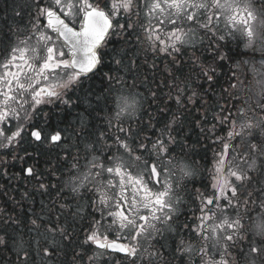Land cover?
<instances>
[{
    "label": "snow or ice",
    "instance_id": "snow-or-ice-1",
    "mask_svg": "<svg viewBox=\"0 0 264 264\" xmlns=\"http://www.w3.org/2000/svg\"><path fill=\"white\" fill-rule=\"evenodd\" d=\"M34 2L37 13L30 21V26L25 27L23 38L18 36V43L0 53V148L7 149L19 142L23 131V125L19 123L21 120L27 122L39 115H47L40 108L41 105H51L56 101L68 105L70 98L64 99L67 92L81 86L85 78L96 75L106 56H110L117 66L113 71L119 72L124 68V57L115 49L111 52L107 49L113 37L130 36V30L141 29L145 39L151 42L153 51L168 55L179 53L187 47L195 48L197 42L202 43L209 34L220 47L226 46L220 42L230 40L243 41L245 47L257 42L264 43V30H261L264 29V0H259V8L256 0ZM142 12L145 21L140 24L133 22L132 17L139 18ZM20 31L18 28L17 32ZM137 39H140L139 34ZM33 40L35 42L31 43ZM216 55L220 60L229 59L226 54L217 52ZM252 72V87L258 97L257 107L264 112V65L259 69L253 67ZM106 75L110 81L113 79L111 72ZM200 78L212 88L216 82V68L202 67ZM122 83L126 84V81ZM174 87L177 89V105L187 107L198 95L193 92L185 96V89ZM235 87V83H229V88ZM232 98L229 94L224 106L218 105L219 114L213 124V129L217 124H228L231 130L226 141L221 138L223 151L215 166V182L210 186L212 191L197 196L200 200L197 211L201 215L197 217L199 224L196 228L188 224L183 226L199 237L202 244L199 249L185 242L177 225L181 207L186 202L181 195L187 191L185 181L194 178L196 169L186 163H174L175 158L171 155L174 149L169 145L174 143L175 137L167 130L170 126L161 131V138L156 142L146 138L147 143L140 140L138 133L133 132L130 126L127 130L123 127V118L135 117L142 108V102L136 94L120 95L116 99L115 117L110 118V123L115 119L119 125L118 132L122 134L114 140L118 154L111 152V145L105 142L103 135L86 143L85 151L91 157L86 165L87 171L78 175L71 185L73 194L81 199H89V207L100 206L99 215L93 216L94 223L84 239V243L89 246L86 251H92L93 246L95 249V256L90 257V260L99 264V258L111 257V264H143L141 240L155 239L156 234L162 235L165 231L179 237L175 251L180 255V264H186V256L187 264H193L191 257L194 252L200 254L199 264H231L224 253H228L237 239H243L249 232L260 238L250 241L249 252L264 255V211L255 218L249 216L251 223L246 225L244 215L239 212L241 205L238 194L241 186L252 183L250 173L257 169L264 171V119H245L237 124V116H244L245 112L236 109L235 104L228 107ZM104 99L107 103L108 97ZM234 112L236 115H233ZM257 133L261 139L250 141L249 147L259 157L250 161L244 158L247 169L225 159L232 139L255 137ZM31 136L36 141L41 140L39 130L32 131ZM164 136L168 139H164ZM51 140L53 143L58 142L61 136L57 133ZM105 151L109 153L107 156L103 155ZM77 166L78 161L73 164V168ZM25 171L27 175H33V169ZM97 177L102 179L97 180ZM115 178H119L118 182H114ZM89 184H92L91 188ZM40 187L47 186L41 184ZM128 188H131V198L125 195ZM81 189H84L83 193ZM108 189L119 191L110 195ZM92 191L98 199L88 196ZM260 192L264 193V188ZM247 204L248 201H245L246 209ZM258 207L264 209V199H260ZM229 209L235 213L234 217ZM81 211V206L77 205L75 214L79 216ZM157 224L165 227L161 229ZM57 228L58 223L51 226L52 231ZM60 230L67 236L66 230ZM3 243L4 238L0 236V244ZM221 249L220 259L217 260L216 251ZM149 255L154 256L152 253ZM105 264L109 262L105 260ZM149 264H154V260L150 259Z\"/></svg>",
    "mask_w": 264,
    "mask_h": 264
},
{
    "label": "flooded vegetation",
    "instance_id": "flooded-vegetation-1",
    "mask_svg": "<svg viewBox=\"0 0 264 264\" xmlns=\"http://www.w3.org/2000/svg\"><path fill=\"white\" fill-rule=\"evenodd\" d=\"M132 20L136 24L143 23L145 21L143 12L139 18L133 16ZM130 32L132 33L130 36L125 34L124 37H113L107 49L109 52L115 49L124 57V68L119 72L113 71L117 66L111 61L110 56H106L104 64L100 66L96 75L85 78L81 86L67 92L64 99L70 98L71 102L68 105L60 101L51 105H41L40 108L49 115V118L39 115L27 122L21 120L19 123L23 125V131L19 142L7 149L0 148V218H13L16 212L19 219L42 220L40 225L45 226L55 236L50 242L53 245L56 244V249H65L67 252L64 264H96V261L90 260V257L95 256L94 246L92 251H86L89 246L84 243V239L94 223L93 216L99 215L100 206L97 204L89 207V199H81L80 196L73 194L71 185L78 175L87 171L86 165L91 157L85 151L86 143L103 135L105 142L111 145V152L118 154L114 140L117 135L122 134L118 132L119 125L115 119H112L110 123V118L115 117L116 99L120 95L136 94L141 100V110L135 117H124L123 127L127 130L130 126L145 143H147L146 138H150L153 142L161 138V131L174 120L177 107L180 110L177 119L180 117L182 129L185 132L187 127L198 124L200 113H205L202 112L204 104H213L216 101L215 85L212 90H209L208 84L202 86L204 79L200 78L201 67L197 63L196 66H191L194 61L193 50L200 48L207 39L212 40L210 34L203 39L202 43L198 41L195 48L187 47L179 53L168 55L153 51L151 42L145 39L141 29L137 28ZM137 34H139V40ZM140 61H144L147 66L142 67L143 64ZM151 61H160L161 66H151ZM109 72L113 77L111 81L106 75ZM123 81H126V84L122 83ZM174 86L185 89V96L193 92L198 94L200 89L203 91L199 97L197 95L193 98V102L184 107L175 102L177 89ZM206 95L209 99H206ZM106 96L107 103L104 99ZM210 118L215 120V111ZM42 122H48L49 127L44 126ZM189 122L191 124H188ZM36 128L41 130L43 136L39 143L33 142L30 137L32 130ZM55 133H60L62 138L59 142L52 143L50 138ZM163 138L167 139V136ZM25 142L33 146L24 147ZM169 147L174 149L171 153L175 158L174 163H184L188 149L175 147L174 143ZM193 151L200 162L188 163L196 169V175L193 179L185 181L187 191L182 192L181 195L186 202L181 207L177 225L180 227V236L185 242H190L199 249L202 246L199 237L183 226L188 224L195 229L199 224L197 217L201 213L197 211L200 207L197 196L199 193H211L210 186L215 182L216 164L208 163L206 159L200 158L201 148L197 147ZM46 153L52 162L48 165L40 163V156ZM108 154V151L103 153L105 156ZM26 156L29 157L27 162ZM77 161V168H73V164ZM28 168L33 169V175H27L25 170ZM93 171L96 170L93 169ZM118 179L115 178L114 182H118ZM41 184L47 187L41 188ZM88 187L91 188L92 184ZM118 191V189H108L110 195ZM81 192L83 193L84 189H81ZM125 195L131 198V188L125 191ZM88 196L98 199L94 191L89 192ZM62 205L67 207L62 208ZM77 205L82 208L79 216L75 214ZM58 216L59 221H57ZM57 223L59 228L52 231L51 226ZM245 224L247 225L246 221ZM157 227L163 229L165 226L157 224ZM61 228L67 231V236L61 232ZM141 244L143 246L141 251L144 252L143 264H149L150 259L154 260V264H180V255L175 251L176 245L179 244V237L173 233L165 231L162 235L156 234L155 239L141 240ZM221 251L222 249L216 251L215 259H220ZM150 253L154 256H150ZM224 256L231 264H251L248 260V234L243 239H237L235 246L228 253H224ZM191 258L193 264H199V252H194ZM105 260L111 264V257L99 258V264H105ZM187 260L186 256V264Z\"/></svg>",
    "mask_w": 264,
    "mask_h": 264
},
{
    "label": "trees",
    "instance_id": "trees-1",
    "mask_svg": "<svg viewBox=\"0 0 264 264\" xmlns=\"http://www.w3.org/2000/svg\"><path fill=\"white\" fill-rule=\"evenodd\" d=\"M36 2H38V0H36ZM48 2L49 0H45V4ZM17 12L20 13L19 16L16 15ZM36 13L37 8L34 0H0V53L10 48L11 44L18 40V36L19 38L23 37L25 27L30 26V21L35 17ZM18 28L21 30L19 33L17 32ZM220 43L226 44V46L220 47L214 39H207L200 48H195L193 50L196 55H192L194 61H192L191 64L192 67L196 66L197 63L203 68L209 66L216 68V82L214 83L217 85L216 117L219 114V106H224V102L229 98V94H231L233 98L228 104V107H232V105L235 104L236 109H246V107L239 106V104L243 102L239 92H237L235 88H229L230 82L235 84L238 82L240 75L239 68H241V63L244 61L246 53L241 51L240 46L232 44L229 41ZM217 52L221 55L226 54L229 59L220 60L216 55ZM195 59L197 61H195ZM140 63L143 64L141 65L142 67L147 66L144 61H140ZM150 64L151 66H161L160 61H151ZM225 89H228V91L226 92ZM248 102V119L253 121L264 119V112L257 107V104L253 103L251 97ZM179 112L180 110L177 107L174 120L168 125L170 127L167 129L171 132V135L175 137V147H180V149H189V147L193 149L197 146L204 147L206 153L202 154L201 158L206 159L207 162L214 160L217 163L219 154L223 150V141L227 140L226 134L231 130V125L225 124L221 126L217 124L215 129H213V124L216 123L215 118L214 122L209 120L201 121L199 130L197 126L194 125L193 127H187L184 132L180 117L177 119ZM233 115H235V112ZM46 117L49 118V115L47 114ZM42 124L48 127L50 125L48 122H42ZM188 124H191V122ZM197 133L200 135L197 136ZM256 137L258 140L261 139L258 133ZM221 138H223V141ZM29 146L33 145L29 142H25L24 147ZM248 150H250L249 145ZM251 154H254V157L258 159L259 155H255L258 153L251 152ZM27 158L29 157L26 156V162ZM185 158H187V154ZM190 159L194 160L193 153L190 154ZM40 163L46 165L52 163L47 153L40 156ZM251 177L252 183L248 185V217L251 216L255 218L264 211V209L258 207L260 199H264V193L260 192V189L264 188V171L257 169L251 173ZM239 212L242 214L240 208ZM33 221H35V223H33ZM249 221L251 223L250 219ZM41 222L42 220L40 219H19L16 212L13 218H0V236H2L5 241V243L0 244V264H44L39 260L36 253L39 252V254L43 256L42 253H44L45 249L47 252L45 257L49 258L50 264L65 263V255L67 252L65 249H56V244L53 245L52 242H50L55 236L45 226L40 225ZM46 222H48V220H46ZM259 239V237L250 236V241ZM36 242L39 244V249L35 248Z\"/></svg>",
    "mask_w": 264,
    "mask_h": 264
},
{
    "label": "rangeland",
    "instance_id": "rangeland-1",
    "mask_svg": "<svg viewBox=\"0 0 264 264\" xmlns=\"http://www.w3.org/2000/svg\"><path fill=\"white\" fill-rule=\"evenodd\" d=\"M264 30V29H261ZM23 38V37H22ZM19 40H16L13 44L18 43ZM35 41L33 40L31 43H34ZM13 44H11L10 47L13 46ZM245 45V43H244ZM251 49H253L254 51H256L258 54L263 55L264 54V43L261 42H257L255 45L250 47ZM262 65H264V58H255L252 61H247V62H243L241 67L243 69L244 72H247V75L249 76V80H250V84H251V95H253L257 101L258 97L254 94V90H253V72H252V68L255 67L257 69H259ZM255 104H257V102L254 101ZM20 114H24L23 112ZM243 122V119H242ZM255 140H258V138L256 137H245V140L243 142L240 143V147L239 149L234 153L231 154L230 157L228 158V160L232 161L233 164H246L243 162L244 158H248V160L250 161L251 159H257L254 157V154H251V151L248 150V142H255ZM255 155H259V154H255ZM259 162V161H258ZM247 165V164H246ZM251 235H253L251 233ZM35 248L39 249V244L38 242L35 243ZM43 256H41L38 253H36V255L39 257V260L42 261L44 264H50V260L49 258H46L45 256L47 255L46 249L44 250V253H42Z\"/></svg>",
    "mask_w": 264,
    "mask_h": 264
},
{
    "label": "bare ground",
    "instance_id": "bare-ground-1",
    "mask_svg": "<svg viewBox=\"0 0 264 264\" xmlns=\"http://www.w3.org/2000/svg\"><path fill=\"white\" fill-rule=\"evenodd\" d=\"M206 99H209L208 95H206ZM217 108V102L214 101L213 104H204V107H202L203 111L205 112V114L207 115V117H211V114L213 113V111H215Z\"/></svg>",
    "mask_w": 264,
    "mask_h": 264
},
{
    "label": "water",
    "instance_id": "water-1",
    "mask_svg": "<svg viewBox=\"0 0 264 264\" xmlns=\"http://www.w3.org/2000/svg\"><path fill=\"white\" fill-rule=\"evenodd\" d=\"M36 130H37V129H36ZM34 131H35V130H34ZM59 135H60V134H59ZM31 138H32L34 141H36L34 137L31 136ZM41 138H42V135H41ZM51 141H52V140H51ZM36 142H39V141H36Z\"/></svg>",
    "mask_w": 264,
    "mask_h": 264
}]
</instances>
